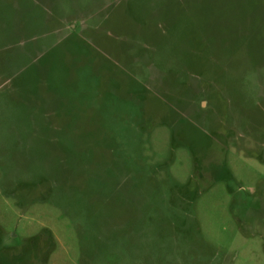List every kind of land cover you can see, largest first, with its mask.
<instances>
[{
  "label": "rangeland",
  "instance_id": "374dc122",
  "mask_svg": "<svg viewBox=\"0 0 264 264\" xmlns=\"http://www.w3.org/2000/svg\"><path fill=\"white\" fill-rule=\"evenodd\" d=\"M0 264H264V0H0Z\"/></svg>",
  "mask_w": 264,
  "mask_h": 264
},
{
  "label": "crops",
  "instance_id": "0c3cea01",
  "mask_svg": "<svg viewBox=\"0 0 264 264\" xmlns=\"http://www.w3.org/2000/svg\"><path fill=\"white\" fill-rule=\"evenodd\" d=\"M191 1H192V0H187V3H190V4H191Z\"/></svg>",
  "mask_w": 264,
  "mask_h": 264
}]
</instances>
